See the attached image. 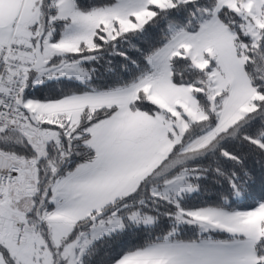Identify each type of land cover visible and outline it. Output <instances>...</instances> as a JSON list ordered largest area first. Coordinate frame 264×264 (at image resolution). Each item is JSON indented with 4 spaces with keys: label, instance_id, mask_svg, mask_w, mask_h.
<instances>
[{
    "label": "snow or ice",
    "instance_id": "obj_1",
    "mask_svg": "<svg viewBox=\"0 0 264 264\" xmlns=\"http://www.w3.org/2000/svg\"><path fill=\"white\" fill-rule=\"evenodd\" d=\"M0 264H264V0H0Z\"/></svg>",
    "mask_w": 264,
    "mask_h": 264
}]
</instances>
